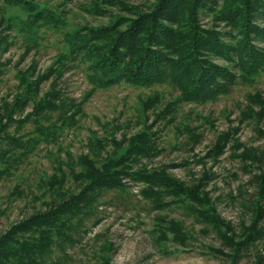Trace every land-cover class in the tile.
<instances>
[{
    "label": "trees",
    "instance_id": "obj_1",
    "mask_svg": "<svg viewBox=\"0 0 264 264\" xmlns=\"http://www.w3.org/2000/svg\"><path fill=\"white\" fill-rule=\"evenodd\" d=\"M0 1L26 12L28 31L42 27L58 30L65 24L63 12L42 6L39 0ZM81 7L91 15L108 17V22L86 24L68 33V53L59 58L55 68L37 73L31 65L28 73L16 76V95L0 99V182L18 168L32 148V138L21 134L27 123L47 121L48 125L39 124L36 132L49 136L48 140L56 139L53 135L58 129L76 125L87 98L78 102L59 89L64 72L70 69H83L94 90L125 83L146 89L167 86L176 95L166 100L155 91L142 103L147 124L139 133L124 136L120 142L114 136L90 141L89 152L70 167L72 186L61 170V161L60 169L44 180L42 207L0 233V264H70L73 258L68 250L80 245L103 221L101 207L113 204L111 194L127 192L132 181L143 186L142 199L158 213L151 232L160 251H167L169 243L186 249L196 240L184 220L163 212L176 208L200 224L204 233H215L232 250L234 261L240 258L264 239L260 225L264 222V172L254 175L260 188L259 197L251 202L254 219L249 226L242 222L238 239L236 228L221 217L207 190L213 174L205 170L199 179L187 183L171 175L168 167L136 168V164L160 153L153 129L157 122L169 121L179 105L215 102L238 85L254 84L264 71V46L260 44L264 43V0H85ZM15 28L13 20L2 17L0 81L5 66L1 58L14 44L11 34ZM31 50L28 47L26 53ZM48 81L50 87L43 92ZM246 102L240 112L241 123L250 119L260 122L264 92L248 93ZM160 104L163 107L155 112ZM28 107L31 111L26 113ZM16 124L19 128L12 131ZM230 137L221 134L209 156L218 159L223 155ZM34 142L40 144L38 139ZM109 144L112 152L107 150ZM238 146L233 156L242 157L244 163H260L264 158V152L253 149L238 156ZM99 238L96 234L94 240ZM114 253V245L103 241L93 255L98 264H113ZM257 264H264L263 258Z\"/></svg>",
    "mask_w": 264,
    "mask_h": 264
},
{
    "label": "rangeland",
    "instance_id": "obj_2",
    "mask_svg": "<svg viewBox=\"0 0 264 264\" xmlns=\"http://www.w3.org/2000/svg\"><path fill=\"white\" fill-rule=\"evenodd\" d=\"M84 1L39 0L40 5L58 13L63 12L65 24L58 30L42 27L29 31L24 26L26 12L0 1V21L2 17L10 18L16 24L11 34L14 44L1 58L5 66L0 81V99L7 94L10 99L16 95V76L18 73H28L31 65H35L37 73H46L49 68H55L59 58L68 53V33L72 34L86 24L97 26L108 22V17L94 16L84 11L81 7ZM260 44L264 46V43ZM28 47L32 50L27 54ZM50 81L43 84V92L50 87ZM59 89L78 102L87 98L83 112L77 116L75 126L58 129L53 140L36 132L37 126L41 124L45 127L47 121L29 122L21 128V134L32 138V148L29 147L28 156L18 168L0 182V233L42 207L40 198L46 190L44 180L60 169L61 161L64 164L61 170L67 174L72 186L70 167L78 157L89 152L90 141L114 136L120 142L124 136L128 138L139 133L147 124L142 103L155 91H159L166 100L176 95L167 86L146 89L125 83L108 90H94L85 71L77 67L64 72ZM256 91L264 92V71L256 76L253 85H238L230 94L215 102L179 105L176 112L169 115V121L157 122L153 129L157 134L160 153L151 159L143 158L136 164V168L142 165L168 167L171 175L187 183L199 179L205 170L213 174L214 179L207 190L212 200L216 201L221 217L236 228L238 239L242 222L249 226L254 219L251 202L260 193L254 175L264 172V158L260 163H244L242 157L233 156L237 145L238 156L245 149L264 152V118L260 122L251 119L243 123L240 121V112L247 104L246 95ZM162 107L160 104L153 110ZM30 111L31 107H28L26 113ZM18 128L16 124L11 130ZM221 134H230L231 141L225 153L214 159L209 153ZM34 139H38L40 144H35ZM113 149V145L109 144L107 150L112 152ZM122 152L118 151L119 154ZM75 168L79 169L77 166ZM142 187L132 181L128 183L127 192L111 194L113 204L101 207L103 221L93 227L80 245L68 250L73 258L70 264H98L93 254L103 241L114 245L113 264H257L259 259L264 260V239L234 261L232 250L224 246L215 233H204L200 224L176 208L163 212L184 220L196 240L186 249L169 243L165 245L167 251H163V248L160 251L151 232L158 213L152 212L150 204L142 199ZM261 204L264 206V201ZM260 225L264 227V222ZM96 234H100L99 241L94 240ZM213 250L223 251L224 255Z\"/></svg>",
    "mask_w": 264,
    "mask_h": 264
}]
</instances>
